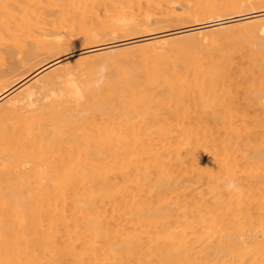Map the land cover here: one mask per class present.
<instances>
[{
    "label": "bare ground",
    "instance_id": "obj_1",
    "mask_svg": "<svg viewBox=\"0 0 264 264\" xmlns=\"http://www.w3.org/2000/svg\"><path fill=\"white\" fill-rule=\"evenodd\" d=\"M0 264H264V0H0Z\"/></svg>",
    "mask_w": 264,
    "mask_h": 264
},
{
    "label": "rangeland",
    "instance_id": "obj_2",
    "mask_svg": "<svg viewBox=\"0 0 264 264\" xmlns=\"http://www.w3.org/2000/svg\"><path fill=\"white\" fill-rule=\"evenodd\" d=\"M176 25L177 24H170V25H166V24H163V25H160V26H157V27H155L154 28V30L152 31V33H163V32H168V31H171V30H175V29H178V28H180V27H183L184 25H177L178 27H176ZM170 26H172V27H170ZM180 26V27H179ZM162 27V28H161ZM170 27V28H169ZM166 28V29H165ZM175 28V29H174ZM160 30V31H159ZM163 31V32H162ZM135 37H137V36H135ZM230 51V53H231V51H233V50H231V49H229ZM236 56V55H235ZM226 59H228V58H226ZM240 60V61H239ZM234 61L237 63V64H240V62H241V58L240 57H236V58H234ZM239 61V62H238ZM223 255H227V253L225 252V253H223Z\"/></svg>",
    "mask_w": 264,
    "mask_h": 264
},
{
    "label": "clouds",
    "instance_id": "obj_3",
    "mask_svg": "<svg viewBox=\"0 0 264 264\" xmlns=\"http://www.w3.org/2000/svg\"><path fill=\"white\" fill-rule=\"evenodd\" d=\"M231 186V185H230Z\"/></svg>",
    "mask_w": 264,
    "mask_h": 264
}]
</instances>
